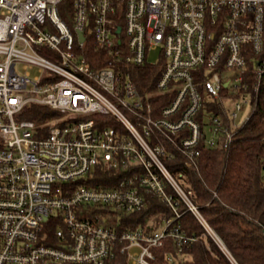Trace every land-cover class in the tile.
Listing matches in <instances>:
<instances>
[{"label":"built area","instance_id":"1","mask_svg":"<svg viewBox=\"0 0 264 264\" xmlns=\"http://www.w3.org/2000/svg\"><path fill=\"white\" fill-rule=\"evenodd\" d=\"M263 80L264 0H0V264H154L167 238L195 240L169 186L211 234L165 160L228 148ZM31 105L55 115L28 120ZM151 197L174 217L119 228Z\"/></svg>","mask_w":264,"mask_h":264},{"label":"trees","instance_id":"2","mask_svg":"<svg viewBox=\"0 0 264 264\" xmlns=\"http://www.w3.org/2000/svg\"><path fill=\"white\" fill-rule=\"evenodd\" d=\"M135 71L138 74H134L133 79L141 90L154 88V81L148 85L147 79L158 74L155 68ZM214 109L216 114L224 115L222 109ZM54 115L49 108L31 105L25 118L41 124ZM171 150L174 157L166 159V165L184 190L190 192L209 229L222 240L235 263L170 186L169 193L178 210L184 213L176 225H180L186 237L195 240L179 247L174 238H167L163 247L153 249V263L264 264V80L255 110L243 127L235 129L228 148H224L223 143L209 148L203 141L197 166L189 165L177 149ZM96 177L95 185H103L111 179V174L99 170ZM170 217H174L173 210L157 197H151L143 211L122 215L118 226L122 230L141 227L147 233H153L162 227L165 218ZM105 224L115 227L116 216ZM169 257L174 258L173 263ZM103 264L129 262L126 256L118 255Z\"/></svg>","mask_w":264,"mask_h":264},{"label":"rangeland","instance_id":"3","mask_svg":"<svg viewBox=\"0 0 264 264\" xmlns=\"http://www.w3.org/2000/svg\"><path fill=\"white\" fill-rule=\"evenodd\" d=\"M159 55V52H154L152 55H151V61H156L157 57ZM19 69L21 70V67H19ZM35 72L34 71H31V74H34ZM228 107H230L229 104H227ZM249 112V111H246L245 114ZM245 118V115H240L237 122H242ZM65 121V118H56L52 123L55 125V124H61L62 122ZM211 234H212V237H214L215 241L225 250V246L223 245V242L222 240L216 235L214 234L212 231H210ZM226 251V250H225ZM226 253L228 254V256L230 257V259L234 260L233 257L229 254V252L226 251ZM234 263H235V260H234Z\"/></svg>","mask_w":264,"mask_h":264},{"label":"water","instance_id":"4","mask_svg":"<svg viewBox=\"0 0 264 264\" xmlns=\"http://www.w3.org/2000/svg\"><path fill=\"white\" fill-rule=\"evenodd\" d=\"M80 40H81V41H83V40H84V38H83V36H82V35H80Z\"/></svg>","mask_w":264,"mask_h":264}]
</instances>
